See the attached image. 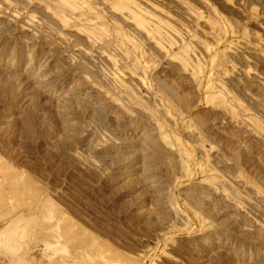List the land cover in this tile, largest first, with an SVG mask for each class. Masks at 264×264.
<instances>
[{"label": "rangeland", "instance_id": "1", "mask_svg": "<svg viewBox=\"0 0 264 264\" xmlns=\"http://www.w3.org/2000/svg\"><path fill=\"white\" fill-rule=\"evenodd\" d=\"M0 264H264V0H0Z\"/></svg>", "mask_w": 264, "mask_h": 264}, {"label": "bare ground", "instance_id": "2", "mask_svg": "<svg viewBox=\"0 0 264 264\" xmlns=\"http://www.w3.org/2000/svg\"><path fill=\"white\" fill-rule=\"evenodd\" d=\"M132 11V10H131ZM132 13V12H131ZM139 14V13H138Z\"/></svg>", "mask_w": 264, "mask_h": 264}]
</instances>
